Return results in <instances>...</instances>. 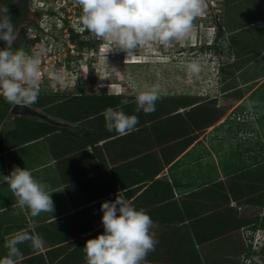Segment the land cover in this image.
Returning a JSON list of instances; mask_svg holds the SVG:
<instances>
[{
    "label": "crops",
    "instance_id": "0c3cea01",
    "mask_svg": "<svg viewBox=\"0 0 264 264\" xmlns=\"http://www.w3.org/2000/svg\"><path fill=\"white\" fill-rule=\"evenodd\" d=\"M233 1L228 13L235 6L232 5ZM257 6L263 11L264 18V2L259 0ZM246 8L247 15L240 29L241 37L254 35L257 31L264 33L261 12L257 20H252L249 18L253 14L252 4H247ZM259 40L264 46V36ZM167 105L168 102L153 113L143 115L144 124L125 136L116 134L105 137L104 114L100 118L87 117L85 111L81 112L78 120L74 115L75 120H71L73 127L63 126L57 119L25 116L32 120L24 121L20 119L23 116L16 115L6 121L7 125L2 124L0 177L8 176L14 167L31 170L35 178L50 186L54 212L41 213L33 218L29 210L17 205L7 183L0 179V258L7 254V240L13 234L25 231L41 235L46 244L38 251L30 243L19 245L23 256L18 264H86L83 250L86 241L104 231L101 204L114 201L117 194L122 192L133 207L143 209L150 215L154 238L161 241L166 238L171 242L172 249L175 248L167 249L165 244L155 248L148 255L147 264H234L241 255H245L243 261L248 260L249 245L239 242V239L242 233L245 236V233L254 230L237 209L238 206H245L242 202L248 192L229 193L230 203L225 204L223 213L216 206V200L220 201V193H224V190L230 192L236 183L244 184L242 180L248 174L240 175L248 170L242 163L244 159L239 162L225 159L221 169L217 163H213L216 160L214 154L213 162L207 163L204 158L206 149L200 148L201 139L191 141L192 137L187 133L190 123L179 119L183 109L196 108V105L180 107L171 114L158 113ZM175 117L177 121L172 122ZM261 121L260 117L238 119L236 125L239 130L233 133L237 135L244 123L255 124L262 137L258 126L261 123L263 128ZM225 122L223 120L214 124L209 128L210 132ZM52 126L59 128L52 129ZM32 131L34 134L30 135ZM233 133L228 132L226 137L229 136L226 140L229 149L234 145L235 139L231 138ZM26 136L28 138H23ZM258 154L259 151L255 157L246 158L255 160L249 169L264 160V154ZM156 161L159 168L153 173L152 167ZM249 175L254 177L252 172ZM249 184L259 187L258 182ZM203 191L210 192L213 207L216 206L209 214L199 211V205L208 203L200 197ZM79 198L83 200L78 202ZM87 209L90 211L86 212ZM215 211H218L224 222L227 223V218L231 216L237 225L229 227L227 224L216 229L208 221L199 223L205 218L202 215H212ZM99 215L100 220L93 227L77 230L79 225L84 224V219H96ZM239 222H242L241 226H238ZM230 237L235 243L233 249L228 246V250H225L224 243L220 251L215 249L214 244Z\"/></svg>",
    "mask_w": 264,
    "mask_h": 264
},
{
    "label": "rangeland",
    "instance_id": "374dc122",
    "mask_svg": "<svg viewBox=\"0 0 264 264\" xmlns=\"http://www.w3.org/2000/svg\"><path fill=\"white\" fill-rule=\"evenodd\" d=\"M46 1L36 0V4ZM231 1L206 0L205 14L195 20V27L186 37L182 40H174L170 46L154 42L150 46L138 49L135 58H128L126 62V52L114 50L115 45L112 42L97 39L79 25L80 18L76 17L81 16V9L75 2L72 8H76L78 12L75 18H73L74 12L72 13L70 21L71 24L74 21L78 26L74 30L75 33L81 35L84 41L90 42V48L85 51L82 58H76L77 52H74L75 57H70L69 44H74L69 41L70 31L63 35L59 33L58 38L49 37L48 49L52 50L51 54L46 52L47 45L43 42L40 45H34L33 54L43 51L40 64L41 76L46 70L55 71L61 74L62 81L54 82L49 75L45 74L39 82L41 91L38 102L31 107L48 118L60 120L66 127H73L71 120H75L74 115L78 117L76 118L78 120L82 111H85L87 117L100 118L109 107L116 110L122 109L128 115H137L139 118L137 127H140L144 124L145 116L143 115L146 114L143 111H135V95L136 88H142L145 84H159L162 88L161 98L156 102L155 109L167 102L168 105L161 108L158 113L171 114L180 107L196 105V108L183 109L179 119L190 123L191 127L187 133L191 135V141L201 139L200 148L206 149L204 158L207 163L213 162L215 154L216 160L213 163H217L221 169L225 159H232L233 162L244 159L242 163L248 169L240 174L243 176L248 173L242 180L244 184H234L230 192L224 190V193H220V201L216 200L217 208H221L223 213L225 204L230 203L229 193L232 195L239 191L241 194L248 192L246 199L243 198L242 202L245 206H238L237 209L244 214L248 224L256 230L249 234L245 233V236L241 231L242 236L239 242L249 245L246 257L248 260L243 261L245 255H241L238 262L234 264H264V161L249 169L255 160L246 159L249 156L255 157L258 151L259 156L264 154V86L260 87L264 83V46L259 40L263 38L264 33L257 31L254 35L241 37L240 31L242 20L247 15V8L245 9L247 4H252L253 9V14L249 18L258 19L261 12L257 6L259 0H236V2L234 0L232 5L235 4V6L231 8L232 12L228 13ZM62 3L60 1L58 5ZM47 4L45 3L44 7ZM261 14L260 18L263 16V11ZM44 18L47 21L44 20L43 23L47 22L50 25L52 21L50 16L45 15ZM58 22L59 25L62 24ZM261 23L263 27L264 18ZM44 53H46L45 56ZM192 60L200 61L202 71L199 74H193L187 70L186 65ZM257 88L258 91L254 92ZM252 92H254L253 95H251ZM119 93L120 96H115ZM250 95L251 97L244 102ZM2 99H0V105H2ZM125 99L129 101L128 104H121V101ZM249 101H256L251 109L248 108ZM79 107L80 110H77ZM12 116L15 115L11 113V110L4 116L0 115V126L7 125L6 121L12 119ZM259 117L263 118L261 121L263 128L261 123L258 125L263 133L262 137L258 134L255 124L244 123V126H240L241 129L237 135L233 133L239 130V126L236 125L238 119H258ZM102 118L104 119V116ZM20 119L32 120L25 116ZM176 119L177 117L171 121L176 122ZM37 120L36 118L35 121ZM223 120L226 121L224 124L210 132L211 126ZM230 131L233 133L231 138L235 139L232 149L228 148L226 141ZM29 134L34 133L32 131ZM116 134L107 131L105 137ZM152 168H154L153 173L159 168L157 161L153 163ZM221 172L225 174L224 171ZM250 172L254 177L249 175ZM242 176L239 178L241 179ZM250 182H258L259 187H255L257 184L251 186ZM253 187L255 188L252 189ZM196 195L199 196V194ZM200 195L208 203L199 205V211L211 213L216 206L213 207L210 192L203 191ZM89 211L86 210V212ZM217 212L215 211L212 215H202L201 217L205 216V218L199 220V223L205 224L208 221L213 227L215 225L216 229H221L227 224L229 227L237 225V221L231 216L227 218V223L224 222ZM100 217L101 215L96 216V219H84V224L79 225L77 230L93 227L99 222ZM241 225L242 222H239L238 226ZM157 241L155 248L165 244L168 246L167 249H172L168 239ZM222 243L226 244L225 250H228V246L233 249V244L235 245L233 238L230 237L222 240L221 243L218 241L214 244L215 249L220 251Z\"/></svg>",
    "mask_w": 264,
    "mask_h": 264
},
{
    "label": "clouds",
    "instance_id": "9594fccd",
    "mask_svg": "<svg viewBox=\"0 0 264 264\" xmlns=\"http://www.w3.org/2000/svg\"><path fill=\"white\" fill-rule=\"evenodd\" d=\"M81 9L80 23L97 39L115 45L114 50L126 52L127 58H135L138 49L158 42L170 46L174 40H182L195 27V20L205 14L206 0H76ZM17 38L6 6H0V40L5 47L0 50V97L21 109L38 102L39 82L49 75L54 82H61L59 72L46 70L41 76L43 51L29 54L24 48L13 51ZM141 63V62H132ZM187 70L199 74V60H192ZM159 84H145L136 88V112L153 113L161 98ZM120 94V93H119ZM128 100L121 104L127 105ZM256 101H249L251 109ZM106 130L125 136L139 124L137 115H128L122 109L111 107L104 112ZM7 183L16 198L17 205L27 209L35 218L41 213H53L54 202L50 186L34 177L27 168L14 167L8 176L0 177ZM118 193L114 201L101 204L103 234L88 239L83 248L86 264H147L148 255L155 251L158 241L152 233L153 221L143 209L137 210L129 200ZM54 219V217H53ZM30 243L34 250H42L46 241L39 234L25 231L12 235L5 243L7 254L0 264H18L22 259L19 245Z\"/></svg>",
    "mask_w": 264,
    "mask_h": 264
},
{
    "label": "flooded vegetation",
    "instance_id": "af4514ba",
    "mask_svg": "<svg viewBox=\"0 0 264 264\" xmlns=\"http://www.w3.org/2000/svg\"><path fill=\"white\" fill-rule=\"evenodd\" d=\"M47 1L45 3L48 4L46 7H44L45 3L36 4L37 3L36 0H0V6L7 7L12 23L16 26L17 29V38L13 44V51L19 48H24V50L31 55L34 52L32 47L36 44L40 45L41 42H43L44 44L47 45L45 47L46 52H48V54H51L52 50L49 51L48 49L49 48L48 45L50 42L49 37L53 38L52 36H54V38L55 37L58 38L60 37L58 35L59 33L63 35V33L66 32L69 33V31L71 32L70 36L68 35L70 38L72 37L73 34H77V36H79L82 39V36L79 35L78 33H75L74 31L78 26L74 23V21L72 22V24L70 21V18L73 15H74L73 18H75V15H77L78 12L76 8H72L76 1L75 0H68V1L47 0ZM60 1L63 3L61 5H58ZM80 14H82L81 10H80ZM45 15L50 16L52 20L50 22V25L47 24V22L46 24L43 23V21L46 20L44 18ZM76 18L79 19L80 18L79 15ZM54 20H56L55 23ZM58 21L62 22V24L59 25ZM79 25L82 26L81 23H79ZM32 32H35L33 33L34 35L32 34ZM45 41L48 42L45 43ZM69 41L72 42L71 39ZM4 47H5L4 42L0 40V50H2ZM74 52H77L76 58H82V56H84L85 53L78 50V45L76 43L72 45L69 44L68 53L70 57L72 58L75 57ZM45 54L46 53H44V56ZM41 117L44 119H49L45 115H42Z\"/></svg>",
    "mask_w": 264,
    "mask_h": 264
},
{
    "label": "trees",
    "instance_id": "16d2710c",
    "mask_svg": "<svg viewBox=\"0 0 264 264\" xmlns=\"http://www.w3.org/2000/svg\"><path fill=\"white\" fill-rule=\"evenodd\" d=\"M217 28H218V26H217ZM71 41L74 42V43H76L78 45V50H80L81 52H85V51L89 50V48H90V42L89 41L82 40L79 36H77V34H73L72 35ZM91 47H92V45H91ZM262 86H264V83L260 87H262ZM253 94H254V92L251 95H253ZM251 95L244 102H246L251 97ZM0 99H2V97H0ZM11 107H12L11 104L7 103L4 99H2V105H0V113H1L0 115L1 116H4V114L6 112H9L10 111ZM263 118H264V115H263ZM51 128L52 129H57V128H59V126H52ZM259 162H261V161H259ZM253 230L255 231L256 228H253Z\"/></svg>",
    "mask_w": 264,
    "mask_h": 264
},
{
    "label": "water",
    "instance_id": "95a60500",
    "mask_svg": "<svg viewBox=\"0 0 264 264\" xmlns=\"http://www.w3.org/2000/svg\"><path fill=\"white\" fill-rule=\"evenodd\" d=\"M11 113L16 116L41 117L43 114L29 106L21 109L19 106L12 107ZM42 118V117H41ZM44 119V118H42ZM50 120V119H49Z\"/></svg>",
    "mask_w": 264,
    "mask_h": 264
},
{
    "label": "bare ground",
    "instance_id": "6f19581e",
    "mask_svg": "<svg viewBox=\"0 0 264 264\" xmlns=\"http://www.w3.org/2000/svg\"><path fill=\"white\" fill-rule=\"evenodd\" d=\"M95 89H97V88H95ZM98 90V89H97ZM119 90V89H118Z\"/></svg>",
    "mask_w": 264,
    "mask_h": 264
}]
</instances>
